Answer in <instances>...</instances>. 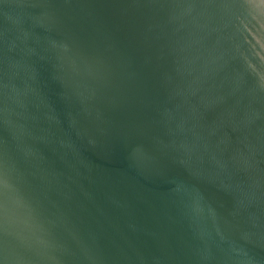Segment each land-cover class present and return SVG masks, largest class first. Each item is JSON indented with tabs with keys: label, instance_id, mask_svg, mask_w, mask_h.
Segmentation results:
<instances>
[{
	"label": "water",
	"instance_id": "95a60500",
	"mask_svg": "<svg viewBox=\"0 0 264 264\" xmlns=\"http://www.w3.org/2000/svg\"><path fill=\"white\" fill-rule=\"evenodd\" d=\"M0 264H264V0H0Z\"/></svg>",
	"mask_w": 264,
	"mask_h": 264
}]
</instances>
